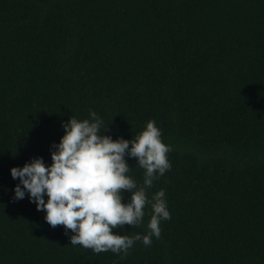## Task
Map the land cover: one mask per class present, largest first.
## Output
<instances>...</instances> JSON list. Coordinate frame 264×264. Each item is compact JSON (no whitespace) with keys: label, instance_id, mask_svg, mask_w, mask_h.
Listing matches in <instances>:
<instances>
[{"label":"trees","instance_id":"trees-1","mask_svg":"<svg viewBox=\"0 0 264 264\" xmlns=\"http://www.w3.org/2000/svg\"><path fill=\"white\" fill-rule=\"evenodd\" d=\"M91 112L114 140L155 121L172 148L148 192L171 220L124 259L14 199L11 170L50 166ZM145 212L115 234L148 235ZM0 264H264V0H0Z\"/></svg>","mask_w":264,"mask_h":264},{"label":"clouds","instance_id":"clouds-1","mask_svg":"<svg viewBox=\"0 0 264 264\" xmlns=\"http://www.w3.org/2000/svg\"><path fill=\"white\" fill-rule=\"evenodd\" d=\"M62 127L65 135L52 146L50 166L38 158L11 170L13 180L19 181L14 199L28 198L53 229L63 226L72 247L90 249L95 255L112 252L121 259L141 240L151 247L153 237H161V223L171 220L166 192L148 197L154 181L172 169L168 159L172 148L163 142L156 122H148L131 141L105 135L109 128L102 131L104 121L95 112L84 121L73 117ZM129 159L144 170L142 185L129 175L133 171ZM148 207V235L115 234L126 225L140 226Z\"/></svg>","mask_w":264,"mask_h":264}]
</instances>
